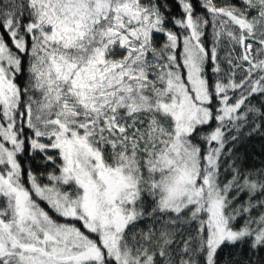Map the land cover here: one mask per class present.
<instances>
[{
	"label": "snow or ice",
	"instance_id": "1",
	"mask_svg": "<svg viewBox=\"0 0 264 264\" xmlns=\"http://www.w3.org/2000/svg\"><path fill=\"white\" fill-rule=\"evenodd\" d=\"M174 2L0 0V264L264 250V0Z\"/></svg>",
	"mask_w": 264,
	"mask_h": 264
},
{
	"label": "trees",
	"instance_id": "2",
	"mask_svg": "<svg viewBox=\"0 0 264 264\" xmlns=\"http://www.w3.org/2000/svg\"><path fill=\"white\" fill-rule=\"evenodd\" d=\"M162 2L165 3L166 7H169V10L173 16L179 15L180 9L176 7L174 0H162ZM192 2L197 8V12L200 13V5L203 3V0H192ZM224 2L225 0H216L218 5L223 4ZM232 2L237 3L238 0H232ZM206 31L207 36L205 39L207 41L208 47H211V27H208ZM162 42L163 37H158L157 43L161 44ZM218 54L220 57H223L225 55V50L220 49ZM221 67H226L223 61H221ZM208 75L212 79H215V76L213 73H211V71H209ZM18 82L23 84L25 82V78L19 77ZM256 102L257 101L254 99L253 103ZM234 151L239 156L238 162L241 164L243 170L264 169V134H253L250 137L246 136L242 142L235 146ZM22 159L35 173L38 175L43 173V175L40 176V179L46 182L47 172L51 171L53 166L48 164L46 168L41 154L36 153L34 156H30L26 152ZM144 226L145 225L142 222L141 227ZM217 264H264V250L253 253L246 244L225 246L218 253Z\"/></svg>",
	"mask_w": 264,
	"mask_h": 264
}]
</instances>
